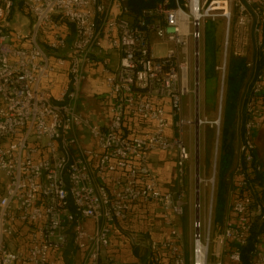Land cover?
<instances>
[{"label":"built area","instance_id":"obj_1","mask_svg":"<svg viewBox=\"0 0 264 264\" xmlns=\"http://www.w3.org/2000/svg\"><path fill=\"white\" fill-rule=\"evenodd\" d=\"M21 3L32 18L26 31L10 23ZM207 18L224 22L215 66L222 89L231 58L244 59L247 75L221 220L215 194L223 91L219 117H200V125L217 128L216 153L204 219L199 168L186 242L180 218L190 205L191 151L184 133L195 119L184 96L199 86ZM91 68L104 88L105 123H92L79 106ZM259 137L264 0H155L142 11L130 0H0V264H240L254 222L264 219ZM159 151L174 153L175 188L150 164ZM150 204L168 230L162 238L151 233ZM252 264H264L259 242Z\"/></svg>","mask_w":264,"mask_h":264},{"label":"rangeland","instance_id":"obj_2","mask_svg":"<svg viewBox=\"0 0 264 264\" xmlns=\"http://www.w3.org/2000/svg\"><path fill=\"white\" fill-rule=\"evenodd\" d=\"M11 26L13 28H21L28 30L31 26L32 18L30 13L24 8L22 3L19 8L15 10L11 17ZM202 38L200 40V72H199V113L202 120L214 121L219 117V104L220 96L223 91L225 94V88L222 89L220 83V74L215 70V66L220 62L222 55V38L224 34V22L222 19L212 20L207 18L202 22ZM194 43L192 44L193 48ZM193 76L191 73L193 85ZM226 87V86H225ZM90 89V88H89ZM93 94L97 95L101 100V92L98 88L94 87ZM97 93V94H96ZM94 98V96H93ZM87 103L80 104L82 113L92 122L96 123L100 121L101 117H104L107 112V107L104 104V100L97 101L91 99ZM196 94L184 96V103L186 110L193 119H195V103ZM81 103V102H80ZM101 116V117H100ZM233 124L235 123V113L232 115ZM215 129V130H214ZM215 132H214V131ZM185 141L191 151V158L188 162L187 174L185 176V189L187 193L186 203L190 205L186 206L185 214L180 218L182 228L184 230L186 242L189 241L190 235L193 232L192 221L196 215L192 203L197 198L196 186L199 183V178L196 175L197 167V150L199 154V168H200V188H201V203H202V218L204 219L206 214V208L208 203V197L210 194V184L207 185V180L211 178L214 168V159L216 153V134L217 128L211 123H202L200 125L199 136L196 135V124L186 128ZM219 153V152H218ZM219 157V154H218ZM169 166L167 170L170 172L167 177H164L166 188H175L176 184V165L175 159H167ZM220 163V161H219ZM217 175V171H216ZM217 179V177H216ZM4 177L0 174V187L4 184ZM217 182V180H216ZM226 203V201H225ZM152 211L149 213L152 217L153 225L159 227L162 225L161 212L158 208L153 207V204L149 205ZM15 239L19 240L18 237ZM73 248H69L66 252V257L72 252ZM211 260V258H210Z\"/></svg>","mask_w":264,"mask_h":264},{"label":"trees","instance_id":"obj_3","mask_svg":"<svg viewBox=\"0 0 264 264\" xmlns=\"http://www.w3.org/2000/svg\"><path fill=\"white\" fill-rule=\"evenodd\" d=\"M155 0H130L131 8L142 11L150 7ZM247 75L245 61L241 58H231L230 69L227 73L224 101L222 106V117L219 139L218 173L216 186V206L215 216L221 220L225 212L228 194V184L226 174L230 169L234 159V140L236 127L233 124L232 115L238 108L239 98L243 89V84ZM215 130V129H214ZM213 130V131H214ZM215 132V131H214ZM220 161V163H219ZM2 187H0V194ZM264 233V219H256L248 244L243 248L242 262L240 264H252L253 251L259 242V237ZM136 254H139L135 249ZM231 264V263H227Z\"/></svg>","mask_w":264,"mask_h":264},{"label":"crops","instance_id":"obj_4","mask_svg":"<svg viewBox=\"0 0 264 264\" xmlns=\"http://www.w3.org/2000/svg\"><path fill=\"white\" fill-rule=\"evenodd\" d=\"M116 59H117L116 56H114V55L111 56L112 62H115ZM94 87L98 88V90L100 92L104 91V88H103L102 84L100 83V75L98 73V70L95 68L94 69L91 68V69H88V71H87L86 79L84 80L83 86L81 89V95H80L81 106H82V103H84V102L87 103L88 101H92L91 99H95L97 101H102V99L99 100L100 98H98L97 93H96L97 95L92 93V92H94L93 91ZM93 96H94V98H93ZM80 104H79V106H80ZM108 119H109V112H108V106H107V112L105 113L104 117H101L100 121H97V122L98 123H105L108 121ZM258 140H259V142H258L259 148L263 149L264 137H259ZM172 154H174V153L169 152V151H159V152H153L150 155V164H151L152 168L154 169V171L157 173V175H158V177H159V179L163 185L165 184L164 177H167L170 173L167 170V168L169 166L167 159H171V158L174 159V156H172ZM151 233L157 238H162L163 236H166L168 234V230L166 229L165 226H162V227L159 226L156 228L154 226L151 230ZM259 247L264 254V233L261 235V239L259 241Z\"/></svg>","mask_w":264,"mask_h":264},{"label":"water","instance_id":"obj_5","mask_svg":"<svg viewBox=\"0 0 264 264\" xmlns=\"http://www.w3.org/2000/svg\"><path fill=\"white\" fill-rule=\"evenodd\" d=\"M197 80H199V74H197ZM196 116H195V124H196V135L199 136L200 131V113H199V89L198 86L196 87ZM197 150V167H196V175L197 178L199 177V154ZM198 186V183H197Z\"/></svg>","mask_w":264,"mask_h":264}]
</instances>
